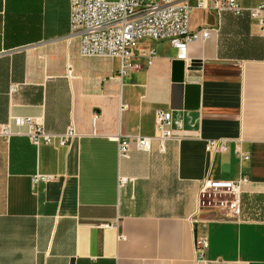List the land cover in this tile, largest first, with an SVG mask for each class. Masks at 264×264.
Here are the masks:
<instances>
[{
    "label": "crops",
    "instance_id": "1",
    "mask_svg": "<svg viewBox=\"0 0 264 264\" xmlns=\"http://www.w3.org/2000/svg\"><path fill=\"white\" fill-rule=\"evenodd\" d=\"M68 11V0H0V124L11 129L0 136V264H264V35L248 18L193 9L190 28L212 30L189 44L197 66L178 86L167 42H138L118 78L116 57L78 53ZM156 110L170 112L163 153ZM26 116L74 136L35 145L13 124ZM137 136L149 149L118 157L117 138ZM210 138L225 150L206 152ZM240 174L238 217L197 209L200 179Z\"/></svg>",
    "mask_w": 264,
    "mask_h": 264
},
{
    "label": "built area",
    "instance_id": "2",
    "mask_svg": "<svg viewBox=\"0 0 264 264\" xmlns=\"http://www.w3.org/2000/svg\"><path fill=\"white\" fill-rule=\"evenodd\" d=\"M69 33L78 40V53L81 56L116 57L119 61L117 77L120 78L131 64L128 58L136 44L144 39L167 42L172 49V58L183 65H189L188 46L191 42L208 37L210 27L191 29L189 16L193 9L210 10L219 18L222 12L234 16L245 14L248 20L264 35V3L243 6L239 0H68ZM154 55L149 49L148 57ZM157 135V150L163 153L164 142L171 137L170 112L156 110L154 113ZM14 125H25L26 136L35 145L39 141L58 146L66 145L74 136L71 128L61 133L45 131L31 117H15ZM11 134L8 122L0 124V136ZM151 137H121L116 140L118 157H128L130 146L147 151ZM204 150L209 154L225 150L224 139L210 138L204 141ZM238 158L246 155L234 145ZM50 175L35 173L32 182L46 181ZM247 179L240 174L234 180L202 178L196 192L197 209L221 211L220 218H236L240 214L239 184ZM125 178H119L123 182ZM118 238H122L118 234ZM207 246L206 238H194V251L200 252Z\"/></svg>",
    "mask_w": 264,
    "mask_h": 264
},
{
    "label": "water",
    "instance_id": "3",
    "mask_svg": "<svg viewBox=\"0 0 264 264\" xmlns=\"http://www.w3.org/2000/svg\"><path fill=\"white\" fill-rule=\"evenodd\" d=\"M197 61L196 60H192L190 61V64L187 66L189 69H193L196 68ZM183 63L179 60H173L172 62V77L171 80L173 82H175L178 86L180 85L179 83L182 81L183 77H182V71H183ZM190 80V79H189ZM175 84V85H176ZM212 214H205V215H200L199 218H212ZM219 218V217H216Z\"/></svg>",
    "mask_w": 264,
    "mask_h": 264
},
{
    "label": "trees",
    "instance_id": "4",
    "mask_svg": "<svg viewBox=\"0 0 264 264\" xmlns=\"http://www.w3.org/2000/svg\"><path fill=\"white\" fill-rule=\"evenodd\" d=\"M226 15V17L224 16V18H223V20L225 19V20H230L231 22H235V23H241V22H243L244 20H245V18H247V16L245 15V14H243V15H240V16H234V15H232V14H230V13H225ZM219 30H221V29H218V31Z\"/></svg>",
    "mask_w": 264,
    "mask_h": 264
},
{
    "label": "rangeland",
    "instance_id": "5",
    "mask_svg": "<svg viewBox=\"0 0 264 264\" xmlns=\"http://www.w3.org/2000/svg\"><path fill=\"white\" fill-rule=\"evenodd\" d=\"M203 14L202 12L200 11H194L192 14H191V19L193 18L195 21L199 22L201 20H203ZM221 212V211H220Z\"/></svg>",
    "mask_w": 264,
    "mask_h": 264
}]
</instances>
